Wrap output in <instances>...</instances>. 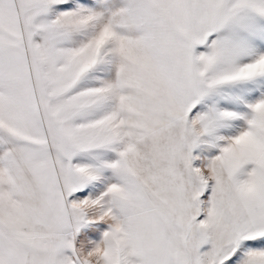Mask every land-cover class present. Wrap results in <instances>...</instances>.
Returning <instances> with one entry per match:
<instances>
[{
    "label": "snow or ice",
    "instance_id": "6c2138e0",
    "mask_svg": "<svg viewBox=\"0 0 264 264\" xmlns=\"http://www.w3.org/2000/svg\"><path fill=\"white\" fill-rule=\"evenodd\" d=\"M0 264H264V0H0Z\"/></svg>",
    "mask_w": 264,
    "mask_h": 264
}]
</instances>
